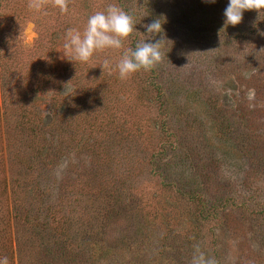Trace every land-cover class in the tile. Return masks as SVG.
Instances as JSON below:
<instances>
[{
	"label": "rangeland",
	"instance_id": "374dc122",
	"mask_svg": "<svg viewBox=\"0 0 264 264\" xmlns=\"http://www.w3.org/2000/svg\"><path fill=\"white\" fill-rule=\"evenodd\" d=\"M63 3L0 0V256L264 264V10L233 26L228 0ZM109 4L136 30L67 60L66 32ZM155 19L161 61L121 79Z\"/></svg>",
	"mask_w": 264,
	"mask_h": 264
},
{
	"label": "clouds",
	"instance_id": "9594fccd",
	"mask_svg": "<svg viewBox=\"0 0 264 264\" xmlns=\"http://www.w3.org/2000/svg\"><path fill=\"white\" fill-rule=\"evenodd\" d=\"M204 3L214 4L216 0H202ZM62 11L66 10L63 0H58ZM245 10H264V0H228L224 9L225 25H237L242 21ZM132 16L115 4H109L103 11H97L87 19L83 32L69 29L66 32L65 49L68 50L71 62L86 63L99 50L107 48L120 49L123 41L135 28ZM162 21L155 19L144 25L145 38L141 39L135 48H127L121 59L116 64L118 75L121 79L128 78L131 74L151 70L162 59L161 39L154 37L162 32ZM165 55V54H164ZM108 60L104 61L107 65ZM254 93H249V99ZM0 264H8L6 256H0ZM191 264H217V261L205 255L195 246V254Z\"/></svg>",
	"mask_w": 264,
	"mask_h": 264
},
{
	"label": "trees",
	"instance_id": "16d2710c",
	"mask_svg": "<svg viewBox=\"0 0 264 264\" xmlns=\"http://www.w3.org/2000/svg\"><path fill=\"white\" fill-rule=\"evenodd\" d=\"M33 133V132H32Z\"/></svg>",
	"mask_w": 264,
	"mask_h": 264
}]
</instances>
